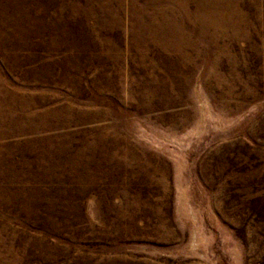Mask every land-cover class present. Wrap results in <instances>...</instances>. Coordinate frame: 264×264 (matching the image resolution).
I'll return each instance as SVG.
<instances>
[{"label":"rangeland","instance_id":"374dc122","mask_svg":"<svg viewBox=\"0 0 264 264\" xmlns=\"http://www.w3.org/2000/svg\"><path fill=\"white\" fill-rule=\"evenodd\" d=\"M0 264H264V0H0Z\"/></svg>","mask_w":264,"mask_h":264}]
</instances>
